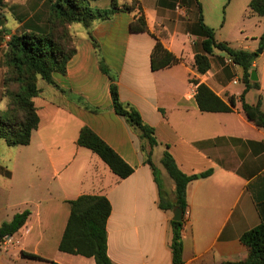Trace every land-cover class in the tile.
Returning <instances> with one entry per match:
<instances>
[{
	"label": "crops",
	"instance_id": "obj_1",
	"mask_svg": "<svg viewBox=\"0 0 264 264\" xmlns=\"http://www.w3.org/2000/svg\"><path fill=\"white\" fill-rule=\"evenodd\" d=\"M46 1L50 5L52 0H24L31 7ZM141 2L151 32H133L134 14L130 12L120 11L110 19L95 20L93 33L100 45V55L118 76L121 100L135 106L144 120L156 128L160 144L154 149V162L171 200L175 196V182L161 162L166 150L185 173L199 174L187 186L190 216L183 229L184 264L244 259L248 249L241 237L258 226L262 222L261 211L264 214V128L250 120L242 108L243 70L235 62L228 63L229 57L218 52L210 56L209 71L201 73L195 68V55L202 50L204 37L198 9L191 0ZM178 3L182 8L176 9ZM93 4L106 9L111 0L104 6H100V0ZM187 9L190 13L184 15ZM28 13V8L23 7L22 12L13 16L19 23L17 26L11 25L8 17L6 27L0 26L3 108L7 100L3 98L5 69L1 62L12 34L22 24L36 30L46 28V23L38 21L40 17ZM82 27L74 34L78 51L69 61L67 73L54 74L67 93L47 81L43 84L39 81L42 92L34 98L39 127L33 131L30 144L17 146L20 149L11 158L12 170L0 165V174L10 180L4 181L10 194L35 195L25 202L33 206L26 224L11 236L12 243L0 245V264H45L43 260L25 256L23 251L60 264H96L93 257L59 249L71 210L68 201L83 194L104 195L111 201L108 254L114 262L172 264L174 209L160 207L159 185L153 168L145 161L141 140L126 118L116 112L112 80L101 70L98 51ZM152 33L182 61L153 70L151 56L157 39ZM248 40L246 37L244 46L222 41L255 51ZM259 58L254 69L260 87L250 89L246 100L251 104L261 101L264 110V66L262 70L259 68ZM193 79L206 83L226 102L229 96H235V109L201 111L196 99L199 84ZM78 96L98 110L85 107L77 100ZM85 126L134 168L131 175L121 178L97 153L77 143ZM209 170V175L202 176ZM57 202L67 205L66 223L53 238L52 231L63 206L58 207ZM25 209L21 207L18 212Z\"/></svg>",
	"mask_w": 264,
	"mask_h": 264
},
{
	"label": "trees",
	"instance_id": "obj_2",
	"mask_svg": "<svg viewBox=\"0 0 264 264\" xmlns=\"http://www.w3.org/2000/svg\"><path fill=\"white\" fill-rule=\"evenodd\" d=\"M97 0H52L48 26L42 29L26 28L21 32L12 34L4 52L2 65L5 69L3 78L4 97L7 99L5 108L0 109V141L5 140L9 146L28 145L32 133L39 127L40 116L34 98L39 96L42 88L39 86L40 78L62 89L54 78L55 73L66 74L69 61L78 51L77 40L69 27L74 23H81L93 42L100 56L101 70L112 80L111 94L116 112L124 116L127 122L137 132L141 147L145 153V161L151 165L156 175L160 191L159 205L164 209H174L180 206L184 211L182 221L171 220L172 226V264H184L183 229L187 222L185 212L188 207L187 186L199 174H187L176 163L170 151L166 150L162 156V164L175 182V196L171 200L158 176V167L154 162V149L160 144L156 128L147 123L141 112L129 102H123L119 93L118 76L114 74L100 55V45L93 33L95 20L110 19L116 12L124 11L134 14L131 23L133 32H151L141 0H128L120 2L111 0L109 8L94 5ZM199 12V25L203 39L202 50L195 55V68L206 73L211 68L210 56L216 52L225 53L238 64L242 70V81L245 88L240 96L242 108L248 118L258 126L264 128V110L262 103L251 104L246 100V94L252 88H259L258 81H251V72L254 62L259 57L258 51H249L236 48L227 41L217 38L216 30L208 25L204 19L203 5L200 0H191ZM5 0H0V9ZM251 12L264 16V0H251ZM157 42L154 46L151 63L153 70L177 64L182 58L169 51L160 38L152 33ZM259 46L264 50V32L260 36ZM196 99L201 111L204 112H232L236 105L235 96H229L226 102L215 93L206 83L199 82ZM83 103L81 97H77ZM85 107L98 110L85 104ZM77 143L90 148L97 153L121 178L128 177L134 168L127 163L108 143H106L91 128L85 126L81 129ZM211 170L203 172L202 176L209 175ZM71 206L70 215L59 249L71 254H80L93 257L96 264H118L108 254L107 223L112 213V204L104 195H80L68 201ZM260 208V207H259ZM31 215L30 209L17 212L10 221L0 225V242L9 235H14L27 222ZM262 222L247 230L241 237L242 243L247 247L248 254L241 260H226L215 264H264V214L261 211ZM25 256L45 261V264H60L57 261L45 259L34 253L23 251Z\"/></svg>",
	"mask_w": 264,
	"mask_h": 264
},
{
	"label": "rangeland",
	"instance_id": "obj_3",
	"mask_svg": "<svg viewBox=\"0 0 264 264\" xmlns=\"http://www.w3.org/2000/svg\"><path fill=\"white\" fill-rule=\"evenodd\" d=\"M107 1L109 0H100V6L106 5ZM201 2L203 4L205 22L215 28L218 39L231 41L235 46H244L245 38L249 37L248 42L250 46H254L255 51L261 49L259 46V36L264 29V16H259L257 14L249 15V13H251L248 7L249 0H201ZM23 7L26 9L28 8V14L32 13L34 16L40 17L38 21L42 24L46 23V27L48 26V18L50 15V5L48 1L42 3L38 2L35 7H31L30 2L25 3L24 0H5L4 7L0 9V26L3 28L6 27L7 17L11 25L15 23L17 26L19 23L13 16L22 12ZM180 8H182V5L178 3L176 9ZM189 13L187 9L183 14L188 15ZM26 28H28V26L22 24L21 28L16 29V32H21ZM82 28V24L80 23L71 24L69 27L73 34L77 33L78 30ZM259 56L258 65L261 69L264 66V53L259 52ZM40 83H45V80L40 78ZM2 108L3 107H0V109ZM20 147L22 148V146ZM16 149L20 148L17 146H9L5 140H1L0 165L8 166V168L12 170L13 162L11 158L16 154ZM4 181L9 182L10 180L5 175L0 174V223L11 220L13 215L17 213L21 207L25 206L27 209H32L33 206L31 204L25 205V202L27 198L30 199L35 196L30 194L25 196L23 193L18 194L17 192L15 194H10L9 185L4 184ZM57 203L58 207L63 206L59 210L60 215L57 218V225H55L52 231L53 238L59 234L61 225L64 227L66 223V211H64V207L67 205L59 202ZM43 204L44 206L46 205L44 202ZM20 237L22 239V236ZM12 247H14V245L10 246L11 249Z\"/></svg>",
	"mask_w": 264,
	"mask_h": 264
},
{
	"label": "water",
	"instance_id": "obj_4",
	"mask_svg": "<svg viewBox=\"0 0 264 264\" xmlns=\"http://www.w3.org/2000/svg\"><path fill=\"white\" fill-rule=\"evenodd\" d=\"M259 52H263V49L261 48ZM225 55V53H223ZM251 80H258V74L257 71L255 69L252 70L251 72ZM174 216L173 219L176 221H182L183 220V216H184V211L180 206H176L173 210Z\"/></svg>",
	"mask_w": 264,
	"mask_h": 264
},
{
	"label": "built area",
	"instance_id": "obj_5",
	"mask_svg": "<svg viewBox=\"0 0 264 264\" xmlns=\"http://www.w3.org/2000/svg\"><path fill=\"white\" fill-rule=\"evenodd\" d=\"M227 61H228V63H233L234 61L231 59V58H228L227 59ZM235 82H238V80H235ZM189 216H190V211L189 210H186V212H185V218H186V220H188V218H189ZM184 217V216H183ZM12 235H9V236H6L1 242H0V245H2V246H6V245H8L9 243H12V237H11Z\"/></svg>",
	"mask_w": 264,
	"mask_h": 264
}]
</instances>
